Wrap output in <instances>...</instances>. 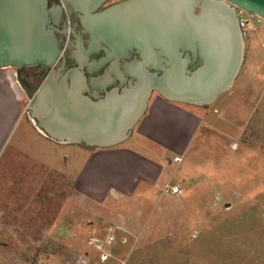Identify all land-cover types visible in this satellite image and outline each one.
I'll return each instance as SVG.
<instances>
[{"label":"rangeland","instance_id":"rangeland-1","mask_svg":"<svg viewBox=\"0 0 264 264\" xmlns=\"http://www.w3.org/2000/svg\"><path fill=\"white\" fill-rule=\"evenodd\" d=\"M252 38L243 42L232 87L200 110L205 121L190 141L191 168L184 162L176 171L171 162L154 188L140 181L132 198L119 201L78 194L75 172L85 156L77 144L37 132L29 102L40 82L24 93L19 79L21 117L0 151V264H264V49ZM6 129L0 122V136ZM127 141L122 146L143 148ZM164 184L183 192L163 194ZM136 199L152 200L141 204L142 219L115 218V211L130 214ZM109 237L100 249L90 243Z\"/></svg>","mask_w":264,"mask_h":264},{"label":"water","instance_id":"water-1","mask_svg":"<svg viewBox=\"0 0 264 264\" xmlns=\"http://www.w3.org/2000/svg\"><path fill=\"white\" fill-rule=\"evenodd\" d=\"M61 1L89 37L75 65L67 67L57 36L60 5L0 0V70L43 71L29 102L36 128L87 147L125 142L151 91L171 102L213 103L232 87L243 59L233 6L264 20V0H124L99 13L92 11L104 0ZM117 81L121 87H111Z\"/></svg>","mask_w":264,"mask_h":264},{"label":"crops","instance_id":"crops-1","mask_svg":"<svg viewBox=\"0 0 264 264\" xmlns=\"http://www.w3.org/2000/svg\"><path fill=\"white\" fill-rule=\"evenodd\" d=\"M3 70H0V122L2 125L6 122L7 129L0 136V151L21 117L19 104L22 98V90L17 76L9 69L6 72ZM6 92L10 93L11 99ZM256 95L258 97V94ZM251 103L252 101L249 104ZM190 106L192 105L167 101L157 94L151 96L146 103L143 115L135 124L133 129L135 136L130 133L127 139L129 140L131 137L132 143L140 142L143 148L122 146L127 140L109 148L78 145L80 153L86 159L82 170L78 173L75 172L76 189L77 192H80L78 194L91 201H98L99 199L103 201L111 194L113 197L111 200L129 199L134 195L140 181L144 185L154 188L160 182L162 170L169 167L171 162L175 164L176 171L180 170L181 164L184 162L191 168L195 159L192 158L193 156L190 159L189 157L186 159V157L195 155L191 151L190 141L196 129L204 124L205 114L200 110H205L201 108L206 107L194 106L197 109H192ZM7 112H9V116L5 117ZM39 134L47 137L41 132ZM237 137L232 138L228 135L227 138L230 141ZM47 138L63 146L73 145ZM108 180L113 182L107 183ZM145 196V193L142 192V197ZM161 197L163 195L159 196V198ZM151 201L149 199H136L135 208L130 214L122 212L124 210L115 211V218L125 219L128 215H135L137 219H142L144 207L141 204L144 206ZM159 204H161L160 199L154 206L157 208ZM156 208L150 212L149 218L156 214ZM93 231L96 232L95 229Z\"/></svg>","mask_w":264,"mask_h":264},{"label":"flooded vegetation","instance_id":"flooded-vegetation-1","mask_svg":"<svg viewBox=\"0 0 264 264\" xmlns=\"http://www.w3.org/2000/svg\"><path fill=\"white\" fill-rule=\"evenodd\" d=\"M122 1L124 0H104L96 10L92 11V13H99L105 10L106 8H109L114 4ZM48 3L50 6L60 5L62 7L60 21L58 24V29L60 30V33H58L57 36L61 41V50L66 59V65L67 67H72L75 65L74 57L79 54V44L81 43L85 48L87 47V42L89 39L88 34L84 31V29L81 26L79 14L75 12L73 9L71 8L69 9L68 5L63 4L61 0H48ZM131 54H132V58H137V54L135 53V51H132ZM102 55L103 53L100 51L97 55H95V58H98ZM191 66L195 67L196 65L194 63H191L188 65V68L191 69ZM44 74L45 73L43 71L39 72L36 69L30 70L28 72L20 71L16 73L19 84H20L19 79L22 80L21 83L24 86V90H23L24 93H26L27 87L28 85L31 84V81L36 80L41 82L40 76ZM18 75L20 76V78ZM157 75H159V73H157ZM85 77H86V83L89 90V94H91L93 92L90 82L91 75L85 74ZM92 78H95V75H93ZM114 86L118 88L121 87L118 81L115 82V84H113L111 87ZM102 93L103 92H101L100 94L102 95ZM150 97L151 96H149V98Z\"/></svg>","mask_w":264,"mask_h":264},{"label":"built area","instance_id":"built-area-1","mask_svg":"<svg viewBox=\"0 0 264 264\" xmlns=\"http://www.w3.org/2000/svg\"><path fill=\"white\" fill-rule=\"evenodd\" d=\"M235 9L236 15V24L239 29L241 38L244 42L245 39H253L252 37H256V40L260 44V46L264 49V20L259 16L248 13L241 8L233 6ZM262 38V39H261ZM11 72L16 75V72L13 69H10ZM193 181L189 180L188 184L191 185ZM161 192L163 194L176 197L182 194L183 190L178 184H164ZM97 241V242H96ZM113 241V237H109L105 241H100L94 238L90 239V243L94 245L96 248L100 249L104 245H109ZM109 257L107 252H102L101 260L105 261Z\"/></svg>","mask_w":264,"mask_h":264},{"label":"bare ground","instance_id":"bare-ground-1","mask_svg":"<svg viewBox=\"0 0 264 264\" xmlns=\"http://www.w3.org/2000/svg\"><path fill=\"white\" fill-rule=\"evenodd\" d=\"M33 121V120H32ZM41 132V131H40Z\"/></svg>","mask_w":264,"mask_h":264}]
</instances>
